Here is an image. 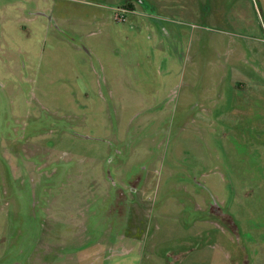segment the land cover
<instances>
[{"label":"rangeland","instance_id":"rangeland-1","mask_svg":"<svg viewBox=\"0 0 264 264\" xmlns=\"http://www.w3.org/2000/svg\"><path fill=\"white\" fill-rule=\"evenodd\" d=\"M0 264H264V0H0Z\"/></svg>","mask_w":264,"mask_h":264},{"label":"flooded vegetation","instance_id":"flooded-vegetation-1","mask_svg":"<svg viewBox=\"0 0 264 264\" xmlns=\"http://www.w3.org/2000/svg\"><path fill=\"white\" fill-rule=\"evenodd\" d=\"M130 6V5H129ZM128 6V10H130L131 8Z\"/></svg>","mask_w":264,"mask_h":264}]
</instances>
